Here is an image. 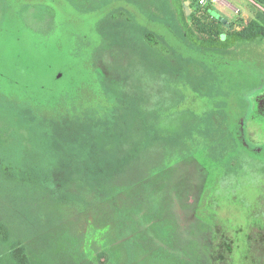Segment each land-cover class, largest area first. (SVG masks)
Returning a JSON list of instances; mask_svg holds the SVG:
<instances>
[{
	"label": "rangeland",
	"instance_id": "rangeland-1",
	"mask_svg": "<svg viewBox=\"0 0 264 264\" xmlns=\"http://www.w3.org/2000/svg\"><path fill=\"white\" fill-rule=\"evenodd\" d=\"M7 1L0 92L57 115L116 116L70 162L7 152L0 141V264H264V124L251 119L244 136L219 106L230 93L234 117L247 103L252 113L264 92V37L220 42L196 0H76L86 14L67 0ZM25 4L53 8L48 35L23 24ZM214 10L225 41L264 29L254 0ZM161 21L226 52L192 50ZM144 28L175 52L153 49Z\"/></svg>",
	"mask_w": 264,
	"mask_h": 264
},
{
	"label": "trees",
	"instance_id": "trees-1",
	"mask_svg": "<svg viewBox=\"0 0 264 264\" xmlns=\"http://www.w3.org/2000/svg\"><path fill=\"white\" fill-rule=\"evenodd\" d=\"M80 14H86L89 10L81 8L76 0H67ZM264 6V0H254ZM10 5L7 0H0V29L3 26ZM214 8L205 9V17L210 19V25L215 29L216 36L220 42L230 45L248 42L264 37V29L261 26L254 27L251 32H241L237 34H227V41L223 39L222 32H225V23L213 16ZM124 16V14H121ZM19 17L23 24L35 33L48 35L54 29L55 12L53 8L45 4H25L19 11ZM169 27L173 33L187 44L190 49L206 52H226L224 47H207L195 45L189 41L188 32L183 31L179 26L172 22H162ZM210 27V28H211ZM145 39L149 45L163 54L174 53L173 47L162 36L144 28ZM93 69L97 74L100 85L105 96L109 101H114V90L109 68L104 64L98 55H95ZM260 92L255 96L257 98ZM225 100L219 103L221 112L227 119L237 120L239 133L247 135V124L251 121V107H246L233 116L229 96L224 94ZM254 98V99H255ZM239 102H242L240 99ZM250 108V109H249ZM249 111V114L247 113ZM115 111H110L105 115L99 114L95 109H86L80 114H55L41 108L35 107L26 102L11 100L0 92V141L4 150L7 152L14 149L22 150L27 155L35 158L39 157L47 162H70L82 157L89 151L95 139L114 123ZM261 122V121H260ZM243 136V137H244ZM252 148V147H251ZM255 150V149H254ZM0 233L3 235L2 226Z\"/></svg>",
	"mask_w": 264,
	"mask_h": 264
},
{
	"label": "flooded vegetation",
	"instance_id": "flooded-vegetation-1",
	"mask_svg": "<svg viewBox=\"0 0 264 264\" xmlns=\"http://www.w3.org/2000/svg\"><path fill=\"white\" fill-rule=\"evenodd\" d=\"M252 119L254 121L259 120L264 124V93L255 98V104L252 108Z\"/></svg>",
	"mask_w": 264,
	"mask_h": 264
},
{
	"label": "built area",
	"instance_id": "built-area-1",
	"mask_svg": "<svg viewBox=\"0 0 264 264\" xmlns=\"http://www.w3.org/2000/svg\"><path fill=\"white\" fill-rule=\"evenodd\" d=\"M226 0H196V3L198 4V6H200L201 8H216L222 4L225 3Z\"/></svg>",
	"mask_w": 264,
	"mask_h": 264
},
{
	"label": "water",
	"instance_id": "water-1",
	"mask_svg": "<svg viewBox=\"0 0 264 264\" xmlns=\"http://www.w3.org/2000/svg\"><path fill=\"white\" fill-rule=\"evenodd\" d=\"M213 16L219 20H223V22L226 23V20L223 19L222 16L219 13H217L216 11L213 12Z\"/></svg>",
	"mask_w": 264,
	"mask_h": 264
}]
</instances>
